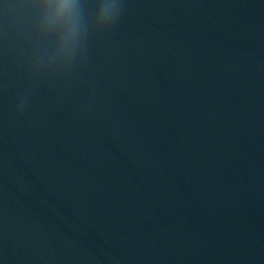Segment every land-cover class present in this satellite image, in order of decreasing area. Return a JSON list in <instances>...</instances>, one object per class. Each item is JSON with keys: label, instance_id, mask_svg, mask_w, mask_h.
<instances>
[{"label": "clouds", "instance_id": "9594fccd", "mask_svg": "<svg viewBox=\"0 0 264 264\" xmlns=\"http://www.w3.org/2000/svg\"><path fill=\"white\" fill-rule=\"evenodd\" d=\"M34 19L24 29V38L35 52L36 66L70 64L85 46L89 32L83 0H21ZM119 0H100L94 28L103 30L118 18ZM49 41H53L50 45Z\"/></svg>", "mask_w": 264, "mask_h": 264}]
</instances>
